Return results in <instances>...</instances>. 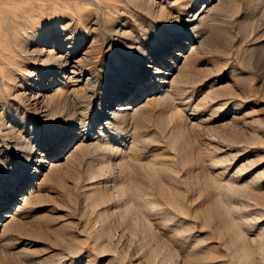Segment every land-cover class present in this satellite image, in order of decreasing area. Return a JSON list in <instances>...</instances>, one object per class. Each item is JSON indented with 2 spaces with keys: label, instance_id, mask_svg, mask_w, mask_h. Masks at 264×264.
<instances>
[{
  "label": "rangeland",
  "instance_id": "rangeland-1",
  "mask_svg": "<svg viewBox=\"0 0 264 264\" xmlns=\"http://www.w3.org/2000/svg\"><path fill=\"white\" fill-rule=\"evenodd\" d=\"M211 1L0 0V264H264V0Z\"/></svg>",
  "mask_w": 264,
  "mask_h": 264
},
{
  "label": "bare ground",
  "instance_id": "bare-ground-1",
  "mask_svg": "<svg viewBox=\"0 0 264 264\" xmlns=\"http://www.w3.org/2000/svg\"><path fill=\"white\" fill-rule=\"evenodd\" d=\"M212 1H214V0H212ZM212 1H211V2H212ZM203 8H205V7L203 6ZM201 10H202V8H201L199 11H197V12L195 13V18H196V16L199 14V12H200L199 15H201V13H203L204 10H202V11H201Z\"/></svg>",
  "mask_w": 264,
  "mask_h": 264
},
{
  "label": "snow or ice",
  "instance_id": "snow-or-ice-1",
  "mask_svg": "<svg viewBox=\"0 0 264 264\" xmlns=\"http://www.w3.org/2000/svg\"><path fill=\"white\" fill-rule=\"evenodd\" d=\"M37 2H39V0H37Z\"/></svg>",
  "mask_w": 264,
  "mask_h": 264
}]
</instances>
